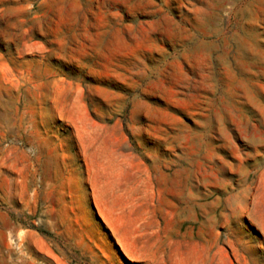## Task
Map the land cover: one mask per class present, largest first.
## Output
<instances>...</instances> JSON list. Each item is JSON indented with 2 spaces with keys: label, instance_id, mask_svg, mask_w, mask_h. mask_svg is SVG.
<instances>
[{
  "label": "rangeland",
  "instance_id": "374dc122",
  "mask_svg": "<svg viewBox=\"0 0 264 264\" xmlns=\"http://www.w3.org/2000/svg\"><path fill=\"white\" fill-rule=\"evenodd\" d=\"M0 264H264V0H0Z\"/></svg>",
  "mask_w": 264,
  "mask_h": 264
}]
</instances>
